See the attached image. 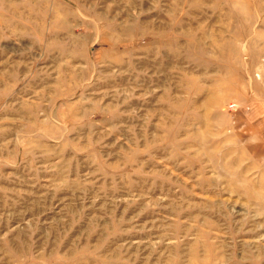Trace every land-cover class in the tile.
<instances>
[{
    "label": "rangeland",
    "instance_id": "obj_1",
    "mask_svg": "<svg viewBox=\"0 0 264 264\" xmlns=\"http://www.w3.org/2000/svg\"><path fill=\"white\" fill-rule=\"evenodd\" d=\"M0 264H264V0H0Z\"/></svg>",
    "mask_w": 264,
    "mask_h": 264
}]
</instances>
